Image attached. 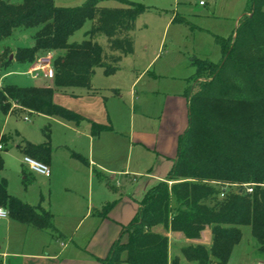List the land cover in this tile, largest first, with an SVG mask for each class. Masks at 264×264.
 I'll use <instances>...</instances> for the list:
<instances>
[{
  "label": "trees",
  "instance_id": "1",
  "mask_svg": "<svg viewBox=\"0 0 264 264\" xmlns=\"http://www.w3.org/2000/svg\"><path fill=\"white\" fill-rule=\"evenodd\" d=\"M102 1H115L120 7H101ZM144 11L143 5L129 0H86L75 7L56 6L53 0H0V43L16 29H35L29 45L12 51L1 47L0 73L12 63L32 64L37 57L54 52L53 88L88 90L95 69L111 75L122 57L133 53L132 32ZM87 20L93 23L84 39L69 42ZM99 35L106 38L107 51L96 41ZM216 44L221 53L218 62L191 58L194 72L186 90L187 127L178 137L168 175L145 194L98 264H179L177 258L169 263L168 238L153 231L155 226L187 240L199 239L201 231L210 228L209 246L189 243L180 249L182 257L195 264H226L243 228L249 229L258 250L264 251V0H248L233 33L217 38ZM53 88L3 85L0 112L31 111L75 124L82 121V116L53 103ZM110 128L92 123L91 133L97 136ZM41 135L43 143L24 142L21 149L46 164L51 154L48 126ZM4 141L0 134V142ZM69 154L85 162L79 154ZM243 185H251L252 191L247 193ZM113 205L107 203L95 214L105 217ZM0 207L27 227L59 234L52 214L10 196L1 176Z\"/></svg>",
  "mask_w": 264,
  "mask_h": 264
},
{
  "label": "crops",
  "instance_id": "2",
  "mask_svg": "<svg viewBox=\"0 0 264 264\" xmlns=\"http://www.w3.org/2000/svg\"><path fill=\"white\" fill-rule=\"evenodd\" d=\"M50 53L54 55V52ZM133 54L122 57L117 71L126 69L130 76L138 72L131 59L127 63L129 67H124L126 58ZM197 58L209 60L208 55ZM152 62L131 78L127 101L120 96L113 82H99L95 87L91 84L88 90H62L77 98L78 102L67 106L84 119L77 124L55 120L51 154L46 163L50 169V176L45 177L48 179L47 196L40 197L37 203L52 214L53 226L59 234L27 227L9 217L0 218V264H98V260L107 255L122 227L134 217L145 194L165 180L176 156L178 137L187 127L186 90L192 84L189 78L194 69L184 77V83H161L155 80V73L151 74V80L149 78L136 91ZM160 72L159 69L162 75ZM10 73L6 72L2 77ZM38 79L49 78L32 80ZM12 108L18 107L12 105ZM25 121H28L26 117ZM92 123L110 125L111 128L93 136ZM0 134L3 135L1 131ZM43 141L42 137L38 144ZM69 151L79 154L85 162L71 157ZM25 202L30 206L34 204L28 199ZM110 202L114 205L105 217L95 214ZM152 230L167 236L169 263L173 258L180 262V249L184 245H210L208 227L201 231L197 240L166 232L162 226ZM244 231L252 238L249 229L243 228L241 240L232 248L226 264H241L247 258H264V251L258 250L254 240H249L251 247H242ZM181 242L183 246H180ZM173 249H177L174 254ZM243 264H264V261Z\"/></svg>",
  "mask_w": 264,
  "mask_h": 264
},
{
  "label": "rangeland",
  "instance_id": "3",
  "mask_svg": "<svg viewBox=\"0 0 264 264\" xmlns=\"http://www.w3.org/2000/svg\"><path fill=\"white\" fill-rule=\"evenodd\" d=\"M7 1L20 2V0ZM85 1L54 0V4L60 7H75L82 5ZM129 1L143 5L145 11L135 22V29L132 32L134 54L126 58L124 67H129L127 63L131 59L133 66L138 71L137 73H140L149 61H153L147 70L148 74L136 86V91H139L150 78L149 75L154 73L156 74L155 80L161 83L186 82L184 77L193 72V68L189 66V60L192 57L208 55L209 60L218 62L221 53L216 44V39L227 38L232 34L248 3V0ZM199 2H202V5H199ZM99 6L115 8L120 7V4L115 1H102ZM92 23V21L87 20L81 28L69 37L68 41L71 43L82 41ZM34 30L16 29L5 43H0V49L2 46H7L12 51L18 46H27L31 42L30 39ZM96 41L107 51V42L103 35L97 36ZM10 55L13 57V53L9 54V58ZM34 65L35 62L25 65L12 63L8 69L0 73V88L8 84L19 87L46 86L53 88L51 78L44 81L41 79L32 80L30 76L25 74ZM159 69L162 75L159 74ZM6 72L12 73L2 77ZM137 73L133 72L130 76L126 69H122L111 75H104L98 68L90 82L94 87L99 82H113L112 84L116 85L120 96L127 101L131 78H134ZM52 100L54 104L73 112L75 111L67 105L72 106L78 102L76 101L77 98L66 95L62 90L56 88H53ZM25 117L28 121H25ZM55 120L67 121L60 117L42 115L36 112H20L18 114L10 112L8 115H3L0 112V131L5 139L4 143L0 142L2 149H4L1 152L3 170L0 172V176L7 182V192L10 196L22 202L28 199L34 203L31 204L33 206H40V203L37 204L40 197L47 196L48 179L30 171L23 164L22 160L26 155H24L21 146L24 142L35 145L40 143L42 140L41 130L45 126L50 129L49 141L51 146V133L55 127ZM249 240L253 239H250L247 231H244L241 241L242 247H251ZM183 245L184 243L181 242L180 246ZM176 251L177 249H173L171 252L174 254ZM179 258L181 259L179 264H195L186 261L182 256ZM257 260L264 261V258H247L243 263L247 261L256 263ZM243 263L241 262V264Z\"/></svg>",
  "mask_w": 264,
  "mask_h": 264
},
{
  "label": "built area",
  "instance_id": "4",
  "mask_svg": "<svg viewBox=\"0 0 264 264\" xmlns=\"http://www.w3.org/2000/svg\"><path fill=\"white\" fill-rule=\"evenodd\" d=\"M199 5H202V2H199ZM52 54L46 53L44 55H41L37 57L35 60L34 67L26 72L25 74L30 76L32 79H36L38 77H44V78H52L53 76V69H52ZM2 149V146L0 145V150ZM23 164H25L32 172H35L39 175H42L44 177L50 176V169L49 167L41 162H38L36 160L31 159L30 157H24L22 160ZM225 186L222 188V192L220 196H223L224 191L226 190ZM234 188H237V186H234ZM243 188L247 193H250L252 191L251 185H243ZM8 214L5 209L0 207V218H7Z\"/></svg>",
  "mask_w": 264,
  "mask_h": 264
},
{
  "label": "water",
  "instance_id": "5",
  "mask_svg": "<svg viewBox=\"0 0 264 264\" xmlns=\"http://www.w3.org/2000/svg\"><path fill=\"white\" fill-rule=\"evenodd\" d=\"M9 59H11V56H10V58Z\"/></svg>",
  "mask_w": 264,
  "mask_h": 264
}]
</instances>
